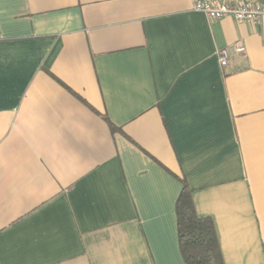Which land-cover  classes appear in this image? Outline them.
Returning a JSON list of instances; mask_svg holds the SVG:
<instances>
[{
  "label": "crops",
  "instance_id": "obj_1",
  "mask_svg": "<svg viewBox=\"0 0 264 264\" xmlns=\"http://www.w3.org/2000/svg\"><path fill=\"white\" fill-rule=\"evenodd\" d=\"M195 2L0 0V264H187L184 185L264 264V19Z\"/></svg>",
  "mask_w": 264,
  "mask_h": 264
},
{
  "label": "trees",
  "instance_id": "obj_2",
  "mask_svg": "<svg viewBox=\"0 0 264 264\" xmlns=\"http://www.w3.org/2000/svg\"><path fill=\"white\" fill-rule=\"evenodd\" d=\"M177 216L179 244L186 263L225 264L214 222L197 213L192 192L186 185L177 202Z\"/></svg>",
  "mask_w": 264,
  "mask_h": 264
},
{
  "label": "built area",
  "instance_id": "obj_3",
  "mask_svg": "<svg viewBox=\"0 0 264 264\" xmlns=\"http://www.w3.org/2000/svg\"><path fill=\"white\" fill-rule=\"evenodd\" d=\"M193 8L210 19L233 17L238 21L258 22L264 19V0L243 2L240 0H196ZM245 47L241 40L218 50L222 68H227L232 60L243 55ZM240 69V67H238Z\"/></svg>",
  "mask_w": 264,
  "mask_h": 264
}]
</instances>
